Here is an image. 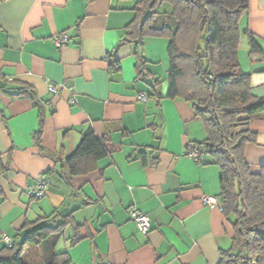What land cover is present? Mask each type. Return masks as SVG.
<instances>
[{
	"label": "crops",
	"instance_id": "obj_1",
	"mask_svg": "<svg viewBox=\"0 0 264 264\" xmlns=\"http://www.w3.org/2000/svg\"><path fill=\"white\" fill-rule=\"evenodd\" d=\"M138 1L0 0V241L60 210L93 232L73 246L63 241L74 264H218L231 247L234 217L201 200H221V167L187 155L207 137L204 122L191 102L167 96V40L144 42L147 67L162 80L160 99L149 97L148 81L138 76L136 44L119 45ZM240 24L241 66L262 97L264 59L251 61L247 31L264 47V0H249ZM64 31L69 42L57 46ZM155 55L165 62L160 69ZM251 127L258 143H248L245 156L259 172L264 109ZM90 129L108 138L110 151L83 158L72 175L65 160ZM45 173V195L32 196ZM132 205L150 215L147 235L131 219Z\"/></svg>",
	"mask_w": 264,
	"mask_h": 264
},
{
	"label": "trees",
	"instance_id": "obj_2",
	"mask_svg": "<svg viewBox=\"0 0 264 264\" xmlns=\"http://www.w3.org/2000/svg\"><path fill=\"white\" fill-rule=\"evenodd\" d=\"M165 4L170 9L163 8ZM248 8L249 0H139L119 43L136 44L138 76L148 81L149 97L160 99L162 80L147 67L144 42L147 37L168 41L167 96L191 102L204 122L207 137L188 150L199 147V162L208 163L210 157L220 165L223 211L234 217L232 245L222 250L218 264H264V165L252 172L245 156L247 144L258 143L252 119L264 109V96L253 93L252 74L243 70L239 59L240 21ZM247 33L251 61L264 59V47ZM36 139L43 149L40 130ZM109 151L108 138L90 129L65 162L76 175L83 158H102ZM69 228L72 232L66 239L71 246L93 237L88 222L78 223L72 211L64 215L56 210L27 220L11 243L0 245V264H74L67 250L56 249Z\"/></svg>",
	"mask_w": 264,
	"mask_h": 264
},
{
	"label": "built area",
	"instance_id": "obj_3",
	"mask_svg": "<svg viewBox=\"0 0 264 264\" xmlns=\"http://www.w3.org/2000/svg\"><path fill=\"white\" fill-rule=\"evenodd\" d=\"M54 40L57 46H62L65 43L69 42V34L66 31H64L56 35ZM49 90L56 92L57 87L54 84L50 83ZM140 97L144 98L145 96L141 95ZM73 101H75V99H73ZM187 155L191 157L192 159H194L195 161H199L202 159V150L199 147H192L191 149L187 151ZM48 184H49L48 175L46 173L42 174L41 176H39L36 185L31 187V189L29 190V193L32 196H35L37 198H42L45 195V190ZM201 200L203 201V203L211 207H214L216 205H219V206L222 205L220 198L215 195L203 194L201 196ZM130 214H131V218L135 221L141 233H143L144 235H147L151 230L150 215L136 206L131 207ZM3 240L6 243H11L12 241L11 237L7 234L3 236Z\"/></svg>",
	"mask_w": 264,
	"mask_h": 264
},
{
	"label": "rangeland",
	"instance_id": "obj_4",
	"mask_svg": "<svg viewBox=\"0 0 264 264\" xmlns=\"http://www.w3.org/2000/svg\"><path fill=\"white\" fill-rule=\"evenodd\" d=\"M163 8H165V9H170V5L169 4H165L164 6H163ZM148 38V37H147ZM157 39H166V38H157ZM167 40V39H166ZM167 48H168V41H167V44L165 45V55H166V58H167V62L169 63V60H168V54H167ZM155 58H157V63H155V65H156V67L158 68V69H160L161 68V65L162 64H164L165 62H161L160 61V58L158 57V55H155ZM163 72V71H162ZM166 83L169 85V80H167L166 81ZM66 235V234H65ZM65 235H63L62 237H61V239L59 240V243H57L58 245H57V251H62V250H64L63 248H64V243H63V241L66 239V237H65ZM2 243H4V241H0V245L2 244ZM28 251H29V253L30 254H32L33 255V257L34 256H36V254L31 250V249H28Z\"/></svg>",
	"mask_w": 264,
	"mask_h": 264
}]
</instances>
